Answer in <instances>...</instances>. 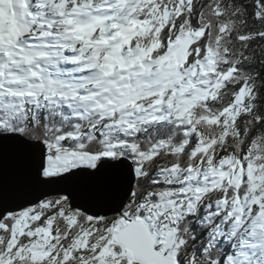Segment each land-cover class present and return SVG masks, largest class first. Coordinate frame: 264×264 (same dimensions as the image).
Wrapping results in <instances>:
<instances>
[{
    "label": "snow or ice",
    "instance_id": "1",
    "mask_svg": "<svg viewBox=\"0 0 264 264\" xmlns=\"http://www.w3.org/2000/svg\"><path fill=\"white\" fill-rule=\"evenodd\" d=\"M0 10V264H264V0Z\"/></svg>",
    "mask_w": 264,
    "mask_h": 264
},
{
    "label": "rangeland",
    "instance_id": "2",
    "mask_svg": "<svg viewBox=\"0 0 264 264\" xmlns=\"http://www.w3.org/2000/svg\"><path fill=\"white\" fill-rule=\"evenodd\" d=\"M3 7H6V5H4ZM0 14H2V15H0V17H2L3 18V24L6 26L7 25V29H8V31H10V32H12V31H14L15 30V25H14V23H12V21L11 20H9L8 18L6 19V18H4V14H3V12H2V10H0ZM6 16H7V14H6Z\"/></svg>",
    "mask_w": 264,
    "mask_h": 264
},
{
    "label": "trees",
    "instance_id": "3",
    "mask_svg": "<svg viewBox=\"0 0 264 264\" xmlns=\"http://www.w3.org/2000/svg\"><path fill=\"white\" fill-rule=\"evenodd\" d=\"M246 71H248V70H251L250 68H246L245 69ZM173 131H175V130H173ZM179 133H178V131H177V135H178Z\"/></svg>",
    "mask_w": 264,
    "mask_h": 264
},
{
    "label": "bare ground",
    "instance_id": "4",
    "mask_svg": "<svg viewBox=\"0 0 264 264\" xmlns=\"http://www.w3.org/2000/svg\"><path fill=\"white\" fill-rule=\"evenodd\" d=\"M5 13V12H4ZM5 18V17H4Z\"/></svg>",
    "mask_w": 264,
    "mask_h": 264
}]
</instances>
